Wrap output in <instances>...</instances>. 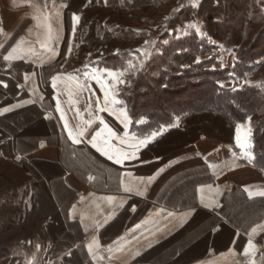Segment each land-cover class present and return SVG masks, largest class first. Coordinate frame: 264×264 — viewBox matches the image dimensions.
Wrapping results in <instances>:
<instances>
[{
    "label": "crops",
    "instance_id": "1",
    "mask_svg": "<svg viewBox=\"0 0 264 264\" xmlns=\"http://www.w3.org/2000/svg\"><path fill=\"white\" fill-rule=\"evenodd\" d=\"M28 6L20 0H0V119L35 110L49 127V134L42 135L35 148L18 159L30 168L52 165L61 173L54 179L28 170L33 180L27 189V212L40 208L36 179L50 191L65 229L62 235H55L50 226L57 222L56 214L44 215L48 237L44 259L50 264H264V196L259 195L264 192V176L252 166L251 121L237 126L244 148L237 143L236 128L233 146L202 137L178 155L156 154L158 146L152 147L175 130L163 129L157 134L129 131L132 136L128 138L132 124L128 116V127L120 124L122 136L116 137L120 133L111 126L114 138L107 144L96 142L93 137L103 126H89L86 101L76 97L70 83L58 79L62 68L50 84L53 106L47 111L42 105L46 97L41 81L45 68L58 59L54 54L34 58L24 47L18 50L17 59H3L34 26ZM69 131L78 143L69 137ZM140 140L147 142L132 147ZM123 153L129 158L117 164L115 158ZM149 154L152 156L146 157ZM189 174H195L191 192L178 197L177 189H169L170 183ZM57 184L70 193L64 203ZM239 203L253 207L255 214L239 216L235 209ZM199 217L197 226L209 228L202 239L208 238L206 246L196 242L187 250L175 247L173 243ZM225 228L232 233L230 239L222 236ZM249 240L252 248H248ZM246 248L248 254L244 255Z\"/></svg>",
    "mask_w": 264,
    "mask_h": 264
},
{
    "label": "rangeland",
    "instance_id": "2",
    "mask_svg": "<svg viewBox=\"0 0 264 264\" xmlns=\"http://www.w3.org/2000/svg\"><path fill=\"white\" fill-rule=\"evenodd\" d=\"M111 1L89 0V4L83 7L76 4L75 7H82L81 12L71 18L69 15L65 16L66 6L63 4L45 0L42 1V6H38L36 0L31 1L28 3V12L33 15L34 26L22 37L23 43H18L20 48L27 47L34 58L49 54L58 58L61 49H68L61 65L63 71L58 79L70 83L76 97L86 101L90 116L89 126L95 129L103 126L99 138L95 141L106 144L115 136H108L109 127L112 126L115 133H120L116 134V137L122 136L123 128L120 124L125 117L129 118V115L125 102L120 97L121 92L133 88L132 79L137 77L147 63L161 56L172 40L196 35L208 43L213 41L205 32L207 27L202 18L198 17L191 22L179 18L181 14L189 11V17L193 18L200 10L202 0H142L144 6L133 8L130 7L132 0H116L115 3ZM240 3L241 0H229L226 6H212L207 12L202 11L204 17L209 13L223 20L220 25L212 26L213 33L220 36L219 33L226 30L225 17ZM245 10L246 15H238L232 22L226 21L230 22L229 26L234 31H241L243 34L244 40L238 47L240 51L234 52L235 47L229 46L228 42L214 40L212 44H215L216 48L208 56L215 61V65H210L212 70L225 71L227 77L231 78L229 81H220L219 85L233 91L249 86L264 89V53L261 51L264 49V0H250ZM74 16L79 19H74ZM113 31L119 32L109 37ZM121 32H134V40L127 39ZM64 45L68 46L64 48ZM250 48L256 49L257 58L253 60L256 70L253 76L242 79L240 75L252 72V68H245L246 63L243 61L244 59L246 62H252ZM43 50L46 52L43 53ZM18 55L19 51L14 54L17 58ZM112 73L123 74L114 76ZM97 94H101V97L103 94L104 97H99V100ZM199 120L201 123L198 128L209 138L230 139L232 131L224 120L212 116ZM195 121H190L187 132L174 133L169 140L155 148L154 152L173 155L172 153L177 154L184 150L185 146L200 135L197 128L195 130V127H191ZM134 127L132 128L131 124L127 132L132 130L131 134L136 133ZM37 128L42 131L36 133L34 130ZM4 132L10 134L7 137H15L18 140L15 145L25 150L34 149L38 139L49 134V127L43 123L35 110L0 119V264H50L44 259L47 245L45 239L48 240L44 215L56 214L57 222L50 226L52 233L62 235L65 229L58 219L57 207L53 204L50 191L44 183L36 182V179L33 182L39 188L40 208L27 212L30 203L27 189L33 180L28 170L32 169L36 173L41 171L49 178L58 177L61 173L56 168H52L53 172L49 173L43 164L30 168L16 158L3 155L1 149L7 153L9 150L8 146L2 144L6 139ZM131 134L129 132L128 138ZM150 156L152 155L146 157ZM194 176L195 174H189L179 177L170 183L169 189H177L178 197L189 196L191 179ZM57 189L64 203L63 200L68 199L70 193L62 190L59 184ZM47 202L50 207L41 212ZM235 209L238 215L244 218L255 214L253 207L243 203L237 204ZM125 218L119 225H122ZM201 219L199 217L195 226L189 228L187 233L173 243L175 247L180 245L183 250H187L196 242H201V247L206 246L208 238L202 239L209 232V228L203 224L197 226ZM222 236L230 239L232 233L225 228Z\"/></svg>",
    "mask_w": 264,
    "mask_h": 264
},
{
    "label": "trees",
    "instance_id": "3",
    "mask_svg": "<svg viewBox=\"0 0 264 264\" xmlns=\"http://www.w3.org/2000/svg\"><path fill=\"white\" fill-rule=\"evenodd\" d=\"M20 1L31 3L34 0ZM42 1L45 0H36L38 6L43 5ZM53 1L57 4L65 5V16L67 17L69 15L70 18L74 14H79L81 8L89 4V0ZM115 2L116 0L111 1V3ZM228 2L229 0H202L200 10L193 18L189 17L190 11L181 14L179 18L188 22L194 21L198 17L202 18L207 27L205 30L207 36L213 41L228 42L229 46L233 45L235 47L233 50L237 53L240 51L238 49L240 42L242 43L244 40L243 34L241 31H234L229 26V23L232 22L231 20H235L238 15L243 16L244 13L246 15L247 10L245 9L247 8L248 2L250 3V0H241V3L237 7H233L231 14L225 17L226 21L228 22L229 20L230 22L226 23L225 21L226 30L220 32V36L213 33L212 26L220 25V22L223 20L209 13L204 17L202 13L203 10L207 12L212 6L214 8L222 7V4L226 6ZM131 3V8L144 6L142 0H132ZM76 4L82 7L77 8L75 7ZM118 32H110L109 37L117 35ZM121 33L127 39L134 40L135 38L134 32ZM65 41L67 43V40ZM212 42L208 43L207 40L201 39L196 35L172 40L163 50L161 56L153 58L143 67V70L131 81L133 88L126 89L120 95L121 99L125 102L128 115L132 120V128L135 125L134 128L137 134H157L163 129L169 131L175 130V133L182 131L185 133L188 131L190 121L196 120L191 127H195V130L197 128L200 132L199 137L194 140L197 141L202 137L209 138L198 128L201 123L199 119L205 116H212L214 118H220L227 123L232 131L231 137L230 139L219 140L227 141L229 145L233 146L237 126L248 122L250 117V141L254 154L252 166L264 176V89L249 86L241 90L233 91L220 86V81H229L231 78L227 77V72L225 71L219 72L211 69V66L215 65V61L208 56L216 48V45L212 44ZM67 46L64 45V48ZM67 50H63L53 66L45 68L41 82L46 98L45 103L42 102V105L47 111H50L51 106H53V99L50 98V84L60 72ZM261 51L264 53V49ZM249 52L252 54V62H246L244 59L243 61L246 63L245 68H252V72L240 75L242 79L253 76L256 70V64L253 63V60L257 58L256 49L250 48ZM124 55L122 54V56ZM113 58L117 59L118 57ZM5 91L3 89V92ZM8 91H12L11 86ZM31 111L27 110L29 113ZM3 119L5 118L1 116V120ZM34 131L39 133L42 129L37 128ZM173 134L171 132L166 135L152 149L169 140ZM3 135L6 139L2 144L8 146L9 150L7 153L4 149H1V152L6 157L17 159V157L29 152L30 149H19L18 145H15L18 140L15 137H7L10 135L8 132H4ZM192 139L193 137H191ZM90 151L94 152L92 149ZM46 167L49 173H52L53 171L51 169L55 168L52 165H47ZM46 207H50L49 202L43 206V211L41 210V212H44Z\"/></svg>",
    "mask_w": 264,
    "mask_h": 264
},
{
    "label": "snow or ice",
    "instance_id": "4",
    "mask_svg": "<svg viewBox=\"0 0 264 264\" xmlns=\"http://www.w3.org/2000/svg\"><path fill=\"white\" fill-rule=\"evenodd\" d=\"M74 19L78 20L79 17L74 16ZM0 31H2V29H0ZM21 43H23V40H21ZM0 47H3V45H0ZM19 48H20V44H17V46L14 47V48H12L11 51H10L6 56L3 57V59L6 60V61H10V60H12V59H14V58H17L16 56H14V54H16V53L18 52ZM122 74H123V73H112V75H114V76H115V75H122ZM0 83H2V82H0ZM5 86H6V85H5ZM113 102H115V101H113ZM57 108H58V110H59V104H58V102H57ZM4 111H7V109H5ZM101 111H103V109H101ZM250 119H251V118L249 117V123H250ZM101 123H103V121H101ZM123 123H124V127L127 128V127H128V121H127V118H125V121H123ZM65 126L67 127V125H65ZM248 131L250 132V129H249ZM68 135H69L70 138H73V141H74V142H76V143L79 142V140H77V139L73 136V133H72L71 131L68 132ZM79 135L82 136V135H83V131H81V132L79 133ZM109 135L111 136V135H115V134L112 133L111 130L109 129ZM124 135H125V137H127L128 133L125 132ZM98 136H100V132H97V133H96V136L93 137V140H95L96 137H98ZM236 140H237V143L239 144V146H240L241 148H244V147H245V144L242 143L241 140H240V128H239V127L237 128V137H236ZM121 142L123 143L124 141L122 140ZM146 142H147L146 140H140V141L137 142V144L133 145L132 147H134V148H135V147H138L139 145H143V144H145ZM93 146H95V144H93ZM98 150H99V149H98ZM105 154H107V153H105ZM134 154H135V153H133L132 155H134ZM108 158H109V159H113L114 157L111 156V155H109ZM127 158H129V157H128V154L123 153V154H120L117 158H115V162H116L117 164H120V163L122 162V159H127ZM17 159H19V157H17ZM89 179H91V177H90ZM201 191H203V190L201 189ZM259 195L264 196V192L259 193ZM109 199H111V198H109ZM169 215H171V213H169ZM255 231H256V229L254 228V229H253V232H255ZM252 247H253V245H252V243H251V240H249L248 248H252ZM248 248H246V249L244 250V253H243L244 255H247V254H248ZM89 250H91V247L89 248Z\"/></svg>",
    "mask_w": 264,
    "mask_h": 264
}]
</instances>
